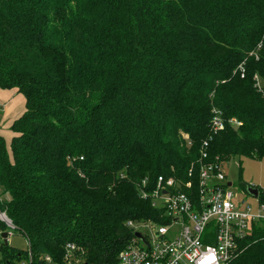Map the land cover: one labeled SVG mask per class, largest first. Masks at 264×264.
I'll return each mask as SVG.
<instances>
[{"label": "trees", "instance_id": "obj_1", "mask_svg": "<svg viewBox=\"0 0 264 264\" xmlns=\"http://www.w3.org/2000/svg\"><path fill=\"white\" fill-rule=\"evenodd\" d=\"M255 76L264 0H0V89L26 101L11 152L0 136V213L34 256L63 264L73 243L84 264H118L128 222H166L140 198L145 179L199 193L203 163L264 158ZM214 108L242 126L213 133ZM229 264H264V223Z\"/></svg>", "mask_w": 264, "mask_h": 264}, {"label": "built area", "instance_id": "obj_2", "mask_svg": "<svg viewBox=\"0 0 264 264\" xmlns=\"http://www.w3.org/2000/svg\"><path fill=\"white\" fill-rule=\"evenodd\" d=\"M240 70L244 78L245 69L241 67ZM261 80L255 76L260 92L263 91ZM212 114L211 130L215 134L225 130L227 124L242 126L236 119L227 121L217 108ZM208 144L205 142L204 146L208 147ZM203 157L207 158V153L204 152ZM193 174L191 170L189 176ZM148 186L149 180L145 179L140 198L151 200L155 208L162 210L166 222H128V227L134 230V237L118 255V264H229L236 257L241 242L255 226L264 223V202L260 195L253 197L257 202L254 206L247 205L245 200L239 202L219 158L201 165L199 193L194 192L191 181L182 184L163 176L158 178L153 191L149 192ZM0 220L13 231L16 229L6 213H0ZM136 233H140L143 240L136 237ZM11 235L8 233V241ZM0 239H3L2 234ZM80 251L77 245L68 243L63 264H84ZM37 261L38 264H60L49 255ZM0 264H36V259L29 249L26 259L8 263L0 251Z\"/></svg>", "mask_w": 264, "mask_h": 264}, {"label": "rangeland", "instance_id": "obj_3", "mask_svg": "<svg viewBox=\"0 0 264 264\" xmlns=\"http://www.w3.org/2000/svg\"><path fill=\"white\" fill-rule=\"evenodd\" d=\"M260 84L264 87V81L261 80ZM19 98L13 102L12 106L15 107V111L22 112L26 108V101L23 95H18ZM13 101V100H12ZM6 106L4 102H0V121L5 111ZM25 112V111H24ZM11 126L8 123H4L1 125L0 122V129L9 132L5 133V141L7 142L8 151L10 150V144L13 138V134L11 131ZM3 135V134H2ZM7 137V138H6ZM224 170L227 175L228 182L233 183L232 191L235 192L237 195V200L241 202L245 200L247 205L252 204L253 206L256 205V200L252 196H249L245 190L240 187L241 183L248 184L254 187H258L260 189H264V158L262 160L258 159H251L247 157H233L229 161L224 162ZM2 199H8V197H2ZM4 213V212H2ZM2 223V221L0 220ZM5 225V224H4ZM6 226V225H5ZM144 231L145 228H142ZM4 233H12L8 244L10 247L14 248L16 251L23 253L24 256L22 259H26L27 252L29 251V242L25 237H23L18 231L15 232L11 228L6 226V230H2L0 228V234ZM4 243L3 239H0V246ZM36 258H41L42 256L35 255Z\"/></svg>", "mask_w": 264, "mask_h": 264}, {"label": "crops", "instance_id": "obj_4", "mask_svg": "<svg viewBox=\"0 0 264 264\" xmlns=\"http://www.w3.org/2000/svg\"><path fill=\"white\" fill-rule=\"evenodd\" d=\"M18 95H21V94H19L16 90H2V89H0V102H4L5 106H6V109L3 112V115H2V118L0 121L1 125L4 124L5 122L12 125L13 122L16 119H18L26 110V108H25V110L23 112H22V110L16 112L15 107L12 106L13 102H15L19 98ZM5 133L9 134V132L7 130L3 131L0 129V136L5 137ZM12 134L14 137L15 135L13 132H12Z\"/></svg>", "mask_w": 264, "mask_h": 264}, {"label": "water", "instance_id": "obj_5", "mask_svg": "<svg viewBox=\"0 0 264 264\" xmlns=\"http://www.w3.org/2000/svg\"><path fill=\"white\" fill-rule=\"evenodd\" d=\"M231 185V183L229 184V186ZM246 193L249 195V196H252V197H258L259 195V188H256L254 186H248L246 189H245ZM136 237L140 238L143 240V236L140 234V233H136L135 234ZM2 238L4 239V243L5 244H8V234L7 233H4L2 234Z\"/></svg>", "mask_w": 264, "mask_h": 264}]
</instances>
